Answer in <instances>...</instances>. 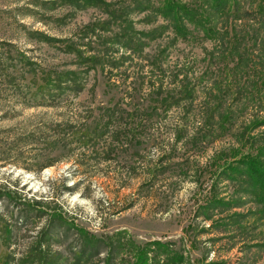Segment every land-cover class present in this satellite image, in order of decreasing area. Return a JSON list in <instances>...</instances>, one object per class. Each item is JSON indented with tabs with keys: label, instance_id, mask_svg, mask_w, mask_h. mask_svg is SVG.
I'll return each mask as SVG.
<instances>
[{
	"label": "rangeland",
	"instance_id": "obj_1",
	"mask_svg": "<svg viewBox=\"0 0 264 264\" xmlns=\"http://www.w3.org/2000/svg\"><path fill=\"white\" fill-rule=\"evenodd\" d=\"M36 1L47 0H0V192L15 198L0 200V264H36L39 229L49 264H130L126 244L149 241L168 243L181 264H264V27L235 19L264 1L101 0L117 21L101 3ZM176 2L204 23L165 10ZM218 6L224 14L212 12ZM94 30L106 43L82 46ZM69 39L83 55L109 48L118 64L82 73L65 51ZM78 70L79 90L54 78ZM183 88L188 95L178 94ZM116 92L131 103L112 115L104 138L85 141L79 128L50 154L52 166L25 169L52 144L60 120H82L90 107V128L102 132L108 119L97 105ZM148 107L156 113L134 119ZM129 121L144 129L134 143L119 138ZM79 229L118 251L106 259L108 247L84 244Z\"/></svg>",
	"mask_w": 264,
	"mask_h": 264
},
{
	"label": "trees",
	"instance_id": "obj_2",
	"mask_svg": "<svg viewBox=\"0 0 264 264\" xmlns=\"http://www.w3.org/2000/svg\"><path fill=\"white\" fill-rule=\"evenodd\" d=\"M62 1H66V2L70 3L73 7L77 8V9H81L84 7H91L93 5L101 3V5L105 8L106 13H108L107 8L104 6L106 4H104L101 0H62ZM237 1L243 2L245 0H237ZM262 1H264V0H262ZM37 3L39 5H42V4L50 5V4H54L55 1L54 0H49V1L47 0V1H43V2H37ZM213 3H214V5H216L217 4L216 0H213ZM223 7L224 6L212 7V12L219 14L220 9H222ZM165 10L179 14L180 16L184 17L185 19L190 20L191 23H194V24L197 22L199 24L204 23L199 15H193L190 11L187 12V10H185V7L181 6L180 3H178V2L170 3V4L167 3ZM220 14H224V12H222ZM108 15H109L110 20H113V21L122 20V17H120V14H115V13L109 14L108 13ZM235 19L241 20V21H249V22H252L256 25L264 27V3L262 4V6L261 5L258 6L254 11H248V10L236 11L235 12ZM120 22H122V21H120ZM125 22L126 21L124 19V21L122 23H125ZM123 30H126V27ZM184 32H185V30L182 27L179 30H176V33L178 35H180V33H184ZM29 34L34 39H43V41H45V42L53 41L52 39L48 38L47 36H44L43 34H41L39 32H31ZM177 34H175V35H177ZM83 35L84 34H82V37H83ZM137 35L140 36V34H137ZM132 36L137 40L139 39V36H135L133 34H132ZM84 37H87V40H86L85 44H82V46L83 45L88 46L90 49H91V46L93 44H95V45L101 44L103 46L106 43L104 41V39L96 32V30L91 31L89 34H85ZM120 39L121 38L118 36L117 41H119ZM126 41H130V39L126 40ZM71 42H72V39L66 40L65 51L67 53L71 52L74 55L75 63L79 67L84 68L82 73H86L87 70L94 68L96 65H99V66H102L105 64L109 65L113 61V59L110 56L111 53L109 52V48H103V50H91V51H94V52H92V54L83 55L82 53H84V52L81 51L78 47L71 44ZM8 45H11V44H8ZM120 46L123 49L129 50L130 52H135V50L140 51V48L137 47V45L131 46V45L126 44L124 42V43L120 44ZM123 57H124L123 54H121L119 56V58H121V59H123ZM117 64H118V62L116 61L115 63H112L111 65H117ZM80 73L81 72L79 70L77 72L67 71L64 75L65 78H63L59 75L54 76V78H62L63 80H65L69 83V86H67V87H70V90L76 91V90L81 89V86L78 82V76ZM110 86H111V84H110ZM58 87H60V85H58ZM182 90L183 91L178 92V94H180V93L181 94L186 93L187 95L189 94L188 90H186L185 88H183ZM103 93H104V95H108L110 92H103ZM127 93H128V95L129 94H136L135 92H132V93L127 92ZM116 96L117 97L115 98L114 95H111V96L109 95V99L105 103H99L97 105L99 108L100 117H105L106 119H108L107 120L108 123L106 125L102 124V127H103L102 132L95 133V127L93 126L92 128H90L91 127L90 126L91 125L90 119H91V116L93 113V109L91 110L90 107H88V111L85 112L86 116L82 120H78L77 118L76 119L70 118L68 120H60L59 122H56L55 124H53V127L50 126L52 137H54V141L52 142V144H50L49 147L45 148L44 153L40 154L39 158L34 161L36 163L34 168H28L27 167L25 169L32 171L34 173H37V172H40L43 168L52 166L56 162L57 159H54V158L52 159L50 157V154L54 151L61 150L60 147H63V142H62L63 138L68 137L70 139V141L74 140V138L77 137V135H79V131H78L79 128L83 129L81 136H84V138H86L85 141H87L89 138L92 139L93 141L98 137L103 136V138H104V134L108 133L107 125L109 124L110 118L112 117V115L113 114L114 115L119 114L118 118H120L121 117L120 113H125L124 106H129L131 103V99L129 97L123 98V95H122L119 98L118 92H116ZM186 97L187 96H185V95L181 96V98H186ZM126 99H130V100H128V102H127ZM132 99H134V97H132ZM49 100L52 101V100H54V98L49 96ZM164 103H165V101L160 100V105H163V108L166 106ZM171 104L172 103L168 102L167 106L169 107ZM173 104H177V100H175L173 102ZM154 110H155V108L148 107L146 110L141 109L140 111H133L132 114H133L134 119L138 120L139 118H141V117L138 118L139 115L144 114L145 116H147V115H150L152 113H156ZM143 130L144 129L142 128L141 121H138L137 123L135 121H129L128 123H124L122 125L121 133H119V134H121L122 137H119V138H123L128 143H134L136 140L138 141L140 133ZM60 137H61V141L59 140ZM123 139H121V140H123ZM105 142L107 144L109 143L108 141H105ZM248 167H250L249 164H248ZM225 168L230 169V170L236 169L235 167H232L229 165L226 166ZM250 169L254 172H257V170L253 167ZM257 173H259L257 176L260 178L261 173L260 172H257ZM0 191H2V190L0 189ZM11 195H12V193L11 192L9 193V191H3L2 193L0 192V200H2L3 196L5 197V199H10V200L15 199ZM45 204H46L45 202H41L40 200H30V202L28 200H23L21 203V205H25V206L34 205V207H36L37 209H40L41 207L45 206ZM37 212L43 213L41 211H37ZM42 215H47V214L43 213ZM48 216L50 219H59L60 218L59 215L56 214L55 212H50ZM78 232H79V234L86 236V238L84 239V244L94 242L96 246L100 243L99 245H103L105 247H108L107 252H106V259H111L112 254L116 253L118 251L115 249V247H111L110 244L109 245L108 244L107 245L102 244L100 241L96 240V238H94V236H91L87 232H84L82 229H79ZM45 238H46V230L45 229L44 230L39 229V232L37 234V241H35L37 248H36L35 252L33 253V257L31 258L32 262L33 261L37 262L36 264H49L48 261L45 259V251H44V249L41 248L42 244L45 241ZM104 240L109 241L107 239H104ZM117 246H118V244H117ZM126 249H127L128 255H131V257L133 259V261L130 264H181L183 261L181 254H178V253L172 251L169 248L168 243H166V242L149 241V242H146L143 245H139V246L135 245L134 243L131 242V243L126 244ZM99 253L100 252H98V251H94L93 253L81 251V257H84L85 255L87 257L88 256H96ZM27 258H29V256ZM159 258H161V259L159 260Z\"/></svg>",
	"mask_w": 264,
	"mask_h": 264
}]
</instances>
